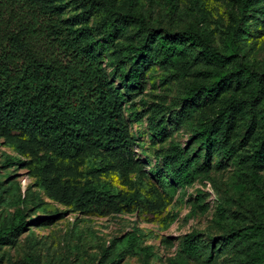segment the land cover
Returning a JSON list of instances; mask_svg holds the SVG:
<instances>
[{
    "label": "rangeland",
    "instance_id": "obj_1",
    "mask_svg": "<svg viewBox=\"0 0 264 264\" xmlns=\"http://www.w3.org/2000/svg\"><path fill=\"white\" fill-rule=\"evenodd\" d=\"M91 1L111 4L114 13L139 19L123 22L113 45L99 58L112 87L123 95V116L143 172L129 174L127 180L110 174L100 182L122 193L136 191L147 201L159 198L163 204H140L130 212L103 216L75 212L47 198L30 158L0 139V232L8 237L0 244V264H249L257 239L233 245L222 239L252 226L264 228V168L253 169L250 162L256 149L264 151V90L240 81L222 92L216 104L194 108L187 120L182 111L191 89L233 73L237 65L264 83V14L242 12V0ZM61 3L64 18L81 16L76 28L85 26L100 39L98 25L107 15L102 6H84L81 0ZM186 30L207 37L232 63L215 68L186 42L168 64H160L150 41L151 57L131 62H145L140 87L120 84L119 71L126 73L130 65L118 62L120 53L138 47L149 32L165 36ZM229 97L246 101L247 107L238 113L232 138L206 156L200 134ZM170 148L179 149L184 161L192 159L195 173L189 184L177 186L167 197L158 180L165 176L163 164L172 161ZM20 222L26 225L20 228ZM129 236L137 239L132 250L122 242ZM185 239L198 244L197 257L183 253Z\"/></svg>",
    "mask_w": 264,
    "mask_h": 264
},
{
    "label": "trees",
    "instance_id": "obj_2",
    "mask_svg": "<svg viewBox=\"0 0 264 264\" xmlns=\"http://www.w3.org/2000/svg\"><path fill=\"white\" fill-rule=\"evenodd\" d=\"M61 2L0 0V139L18 155L30 158L31 170L47 198L75 212L103 216L130 212L140 204L159 208L163 204L159 198L147 201L136 191L122 193L100 182L110 174L127 180L129 174L143 172L123 116V95L112 87L99 58L107 46L113 45L123 22L137 23L139 19L118 15L105 2L81 0L84 6L98 4L107 13L98 25L101 37L94 39L87 27L76 28L81 25V16L63 17ZM241 4L244 13L264 14V0H242ZM150 41L155 42L160 64H168L186 42L197 48L201 60L215 68L232 63L231 56L221 55L207 37L196 31L165 36L149 32L139 39L138 47L119 55L118 62L130 64L126 73L119 71L124 87H140L145 62H131L151 57ZM214 78L189 91L188 107L182 111L184 120L194 108L216 104L232 84L244 81L255 84L259 92L264 90L262 77L241 65L233 73ZM247 104L229 97L206 124L200 134L206 156L213 147L225 146L232 138L238 113ZM152 131L157 134L154 126ZM169 153L172 161L163 164L165 176L158 180L160 192L167 197L177 186L189 184L195 173L192 159L184 161L177 148H170ZM250 162L253 169L264 168L262 148L255 150ZM19 224L20 228L26 225ZM251 238L258 240V248L249 264H264L263 227L230 233L222 241L233 245ZM7 240V234L0 232V244ZM136 240L135 236L126 237L122 241L125 249H134ZM198 252V244L185 239L183 253L195 258Z\"/></svg>",
    "mask_w": 264,
    "mask_h": 264
}]
</instances>
